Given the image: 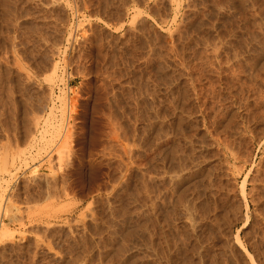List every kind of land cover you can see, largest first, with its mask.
<instances>
[{
  "label": "rangeland",
  "instance_id": "374dc122",
  "mask_svg": "<svg viewBox=\"0 0 264 264\" xmlns=\"http://www.w3.org/2000/svg\"><path fill=\"white\" fill-rule=\"evenodd\" d=\"M263 196L264 0H0V264H264Z\"/></svg>",
  "mask_w": 264,
  "mask_h": 264
},
{
  "label": "bare ground",
  "instance_id": "6f19581e",
  "mask_svg": "<svg viewBox=\"0 0 264 264\" xmlns=\"http://www.w3.org/2000/svg\"><path fill=\"white\" fill-rule=\"evenodd\" d=\"M178 8V7H177ZM176 8V9H177ZM63 89V88H62ZM59 95V94H58ZM61 98H62V96H61ZM61 98H59V99H61ZM60 102H62V101H60ZM53 105V104H52ZM61 105V104H60ZM62 106V105H61ZM64 106V105H63ZM248 107V106H247ZM212 108H214V107H212ZM61 109V108H60ZM62 110V109H61ZM53 111V110H52ZM214 112V111H213ZM214 114V113H213ZM57 115V114H56ZM216 116V115H215ZM63 119V118H62ZM213 120V119H212ZM213 122V121H212ZM211 124V123H210ZM53 125V124H52ZM218 125V124H217ZM221 125V124H220ZM54 126V125H53ZM213 126V125H212ZM222 126V125H221ZM224 127V126H223ZM60 128V127H59ZM61 129V128H60ZM216 135V134H215ZM224 135V134H223ZM218 138V137H217ZM228 139V138H227ZM231 139V138H230ZM221 141H222V139H221ZM227 143V142H226ZM217 144V143H216ZM218 147H219V145H218ZM227 147V146H226ZM235 148V147H234ZM234 148H232V149H234ZM230 149H231V147H230ZM222 150V149H221ZM229 150V149H228ZM236 150V149H235ZM234 154V153H233ZM216 155V154H215ZM176 156V155H175ZM207 156V155H206ZM171 157V156H170ZM220 157V156H219ZM221 160V159H220ZM226 160V159H225ZM225 160H224V162H225ZM183 161V160H182ZM185 162V161H184ZM229 162V161H228ZM188 166V165H187ZM5 168V167H4ZM235 168V167H234ZM5 171H6V169H5ZM8 171H9V169H8ZM7 172V171H6ZM176 172V171H175ZM238 172V171H237ZM32 173V172H31ZM174 173V172H173ZM180 173V172H179ZM239 173V172H238ZM176 174V173H175ZM182 174V173H181ZM178 175V174H177ZM173 176V175H172ZM246 176V175H245ZM179 177V176H178ZM176 178H177V176H176ZM6 181H9V180H6ZM236 181V180H235ZM6 183H8V182H6ZM257 184V183H256ZM242 185V184H241ZM176 186V185H175ZM204 186V185H203ZM195 189V188H194ZM252 190V189H251ZM176 191V190H175ZM173 192V191H172ZM205 192V191H204ZM231 192V191H230ZM185 193H187V192H185ZM264 197V196H263ZM10 198V197H9ZM182 199V198H181ZM8 200V199H7ZM166 200V199H165ZM188 200V199H187ZM253 200V199H252ZM1 203H2V201H0ZM167 202V201H166ZM192 202V201H191ZM179 203V202H178ZM9 204H11L10 202H9ZM185 204V203H184ZM172 205V204H171ZM190 206H192V205H190ZM1 208H2V206H0ZM183 207V206H182ZM8 208H10V207H8ZM4 210H5V208H4ZM10 210V209H9ZM12 210V209H11ZM10 210V211H11ZM191 210V209H190ZM186 212H188V211H186ZM190 212V211H189ZM185 213V212H184ZM6 216H8L7 215V213H6ZM189 216V215H188ZM9 217V216H8ZM191 217V216H190ZM217 217V216H216ZM203 218V217H202ZM215 218V217H214ZM190 219V218H189ZM195 219V218H194ZM248 219V218H247ZM187 220V219H186ZM198 221V220H197ZM195 222V221H194ZM3 222L0 220V240H1V238H2V236L4 235V232H5V230H6V228H5V230H4V227H5V223H3ZM168 224V223H167ZM170 224V223H169ZM191 224H192V222H191ZM195 224V223H194ZM4 225V226H3ZM192 227V226H191ZM248 233V232H247ZM245 234V233H244ZM239 236V235H238ZM248 237V236H247ZM238 239V238H237ZM202 240V239H201ZM150 242V241H149ZM228 245V244H227ZM255 245V244H254ZM263 245V244H262ZM240 247H242V245L240 246ZM196 249H197V247H196ZM150 252V251H149ZM248 252V251H247ZM260 252V251H259ZM173 253V252H172ZM171 253V254H172ZM197 253V252H196ZM232 254V253H231ZM255 254V253H254ZM259 254V253H258ZM253 256V255H252ZM174 257V256H173ZM254 257V256H253ZM238 262V261H237ZM252 262V261H251ZM235 264V263H234Z\"/></svg>",
  "mask_w": 264,
  "mask_h": 264
}]
</instances>
